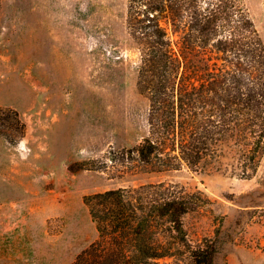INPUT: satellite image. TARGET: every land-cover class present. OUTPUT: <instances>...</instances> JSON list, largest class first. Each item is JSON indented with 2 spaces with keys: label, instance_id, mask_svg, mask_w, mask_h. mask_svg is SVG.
I'll return each mask as SVG.
<instances>
[{
  "label": "rangeland",
  "instance_id": "1",
  "mask_svg": "<svg viewBox=\"0 0 264 264\" xmlns=\"http://www.w3.org/2000/svg\"><path fill=\"white\" fill-rule=\"evenodd\" d=\"M243 1L264 43V0ZM127 6L0 0V264H72L97 236L86 195L160 181L209 199L187 224L221 244L214 264H264V150L250 175L111 160L148 131Z\"/></svg>",
  "mask_w": 264,
  "mask_h": 264
},
{
  "label": "trees",
  "instance_id": "2",
  "mask_svg": "<svg viewBox=\"0 0 264 264\" xmlns=\"http://www.w3.org/2000/svg\"><path fill=\"white\" fill-rule=\"evenodd\" d=\"M148 131L111 160L136 171L230 169L264 150V43L243 0H128ZM209 199L160 181L86 195L97 236L72 264H214L221 244L187 224Z\"/></svg>",
  "mask_w": 264,
  "mask_h": 264
}]
</instances>
